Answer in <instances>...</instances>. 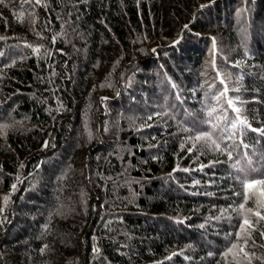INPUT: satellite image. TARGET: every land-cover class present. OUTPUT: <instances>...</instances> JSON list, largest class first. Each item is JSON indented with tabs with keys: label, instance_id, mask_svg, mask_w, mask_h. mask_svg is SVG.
Returning <instances> with one entry per match:
<instances>
[{
	"label": "trees",
	"instance_id": "16d2710c",
	"mask_svg": "<svg viewBox=\"0 0 264 264\" xmlns=\"http://www.w3.org/2000/svg\"><path fill=\"white\" fill-rule=\"evenodd\" d=\"M227 99L250 125L221 143L233 159L188 151ZM253 129L264 0H4L0 264H248L228 252L248 235L264 264V184L245 203L240 183L264 180Z\"/></svg>",
	"mask_w": 264,
	"mask_h": 264
},
{
	"label": "snow or ice",
	"instance_id": "6c2138e0",
	"mask_svg": "<svg viewBox=\"0 0 264 264\" xmlns=\"http://www.w3.org/2000/svg\"><path fill=\"white\" fill-rule=\"evenodd\" d=\"M40 0H36V3H39ZM0 3H4V0H0ZM204 7V6H202ZM185 29H187L189 26L185 25L184 26ZM29 47H31V45H29ZM36 51H39V49H36ZM153 51H155V49H153ZM227 88L225 87L224 92L220 93V96H226L227 94ZM220 96L214 97V99L219 102ZM238 101H234L232 99H227L226 103H227V108H221V109H217L215 107H211L209 106V111L207 113L209 119L205 121V124L207 125V128L204 130H201L193 135H189L187 137V139L189 141H192V147L188 149V151H192V148L197 147L198 144H201L202 142V146L208 148L211 151H217L220 152L221 154H226L228 156V159L231 161L232 158V153L230 151H228L227 145L225 147H221V143H223L226 139H231L232 136H234L236 134L235 130L240 127H250V125L248 124L246 119L241 118V110L238 107H235V104ZM229 110H231L232 113H234V116L230 117L228 115ZM157 115H159V113H157ZM214 118V119H213ZM149 119H151V117H149ZM221 121L225 122L227 127H221ZM184 132L187 133H192L193 129H189V128H184L183 129ZM217 131H219L221 133V135L217 138H213L215 136V134L217 133ZM253 131H260L262 135H264V129H253ZM247 147V146H246ZM220 161L217 160L213 163H219ZM247 163L249 165H251V160L248 159ZM21 167H23V165H21ZM233 167L236 169V171L240 174L243 175H247V173H245V170L243 167L240 166V160H236L233 163ZM185 171H187V169H185ZM252 173L256 174V175H260L261 170L260 169H252ZM240 183L244 186L245 188V193H244V201L245 203L249 200L250 198V194L248 193V189H251L252 186L254 184H264V180H252L248 183H245L244 180H240ZM12 188L15 189L16 185H12ZM237 195H241L240 193H237ZM7 197H5V201L7 202ZM258 207H262L264 208V204H258ZM244 209V203H241L239 205L238 209H234V211H239V210H243ZM249 213L252 212V209H248L247 210ZM254 215L256 217L259 218V220H264V215H261V213L259 211L255 212ZM4 223V221L0 220V224ZM245 225H248V227L251 229L253 226L250 223V221L248 219H244L243 223L241 224V230L244 229ZM236 240L239 241L242 237L240 236L239 233H236ZM261 235H264V233H261ZM250 235H248L247 238H244V242L243 245H238L237 243H233L231 245V247L228 249V252H232V249L238 248L239 247V252L243 254V257L248 261V264H251V256H254L255 253L252 252L251 256H249V253L247 251H245V248L248 246V242L250 239ZM255 246V245H253ZM95 251V249H94ZM225 255H227V253H225ZM237 264H239V262L237 261Z\"/></svg>",
	"mask_w": 264,
	"mask_h": 264
},
{
	"label": "rangeland",
	"instance_id": "374dc122",
	"mask_svg": "<svg viewBox=\"0 0 264 264\" xmlns=\"http://www.w3.org/2000/svg\"><path fill=\"white\" fill-rule=\"evenodd\" d=\"M20 1H22V0H20Z\"/></svg>",
	"mask_w": 264,
	"mask_h": 264
}]
</instances>
